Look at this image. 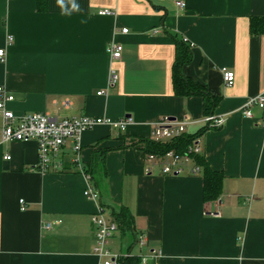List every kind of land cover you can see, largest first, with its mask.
<instances>
[{
    "label": "crops",
    "instance_id": "obj_1",
    "mask_svg": "<svg viewBox=\"0 0 264 264\" xmlns=\"http://www.w3.org/2000/svg\"><path fill=\"white\" fill-rule=\"evenodd\" d=\"M177 1L77 0L81 10L62 15L56 0L44 10L38 0H0V85L14 96L9 109L134 119L124 131L105 124L85 131L79 150L69 139L46 172L35 168V141H1L0 120V264H100L92 216L102 210L113 221L122 206L135 220L131 252L158 250L157 264H264V111L244 114L248 99L264 94V34H251L264 0ZM185 38L192 58L183 73L220 97L213 114L224 118L198 138L200 153L223 174L221 195L210 201L194 161L165 173L166 164L144 151L164 118L189 121L188 134L207 125L204 97L173 88L176 39ZM113 42L123 45L120 60L111 59ZM224 68L235 72L232 85ZM88 187L98 200L84 195ZM115 235L110 248L127 254L118 239L131 237Z\"/></svg>",
    "mask_w": 264,
    "mask_h": 264
},
{
    "label": "built area",
    "instance_id": "obj_2",
    "mask_svg": "<svg viewBox=\"0 0 264 264\" xmlns=\"http://www.w3.org/2000/svg\"><path fill=\"white\" fill-rule=\"evenodd\" d=\"M177 4L184 6L182 0H178ZM101 15H115L116 12L111 9H103L99 12ZM128 28H122L123 33H127ZM13 37L9 36L8 41L12 42ZM187 42V39H184ZM5 48H0V59L5 60ZM109 53L111 59L116 61L120 60L123 55V45L118 42H113L109 46ZM118 80V74L113 69L109 76V86L113 87ZM223 80L226 85H232L235 81V72L233 70L223 69ZM103 91L98 92V94ZM14 96L10 94L6 88L0 85V120H1V141H35L38 149V162L35 166L36 169L46 172L55 163L59 157L63 146L69 139L75 141L77 150L81 148L82 134L98 125H108L124 131L129 125L134 124V119L131 116H124L114 120L107 116H73L67 118H55L47 112H32L21 116H17L11 109L7 107L8 102L13 101ZM260 106L264 111V94H259L248 99L244 105V114L252 118L254 116L253 107ZM205 121L212 127L222 126L224 118L217 117L214 114L205 117ZM189 121H172L164 118L157 122L153 134L156 140H172L181 136L186 132V124ZM264 125V114L261 120ZM201 148L198 139H195L189 147L188 153L181 155L173 150L168 151L163 156H156L148 154L152 159H159L166 165L163 167L165 173H180L184 167L193 162L191 154L200 153ZM5 158H10L6 155ZM193 173L200 172V167L193 165ZM84 195L92 200L99 199V192L93 188L88 187L84 191ZM21 208L25 209L24 199L20 200ZM92 223L96 228V243L94 252L100 257V264H119L121 254L115 253L109 246L111 237L118 231V224L116 221H109L102 210L92 216ZM50 228V225L46 226ZM138 243L145 245L144 236L138 237ZM159 251L153 249L148 254L142 255V264H148L150 261H157L159 258Z\"/></svg>",
    "mask_w": 264,
    "mask_h": 264
},
{
    "label": "trees",
    "instance_id": "obj_3",
    "mask_svg": "<svg viewBox=\"0 0 264 264\" xmlns=\"http://www.w3.org/2000/svg\"><path fill=\"white\" fill-rule=\"evenodd\" d=\"M39 9H47L48 0H38ZM251 34H264V17L251 18ZM192 58V52L189 45L184 40L176 39V55L172 67V83L175 94L181 96L200 95L204 97V108L206 116L212 115L214 108L220 101V97L209 93L207 87L193 80L191 77L183 73V66ZM208 127L209 124L199 129L194 134L184 133L172 140H151L146 139L144 151L146 154H153L156 156H163L168 151L173 150L177 154L184 155L188 153L189 147L195 139H198ZM195 165L200 167L204 176V200L210 201L219 198L222 191L223 174L212 169L201 153L191 154ZM114 221L118 224V229L122 237H133L137 239L135 234V220L131 210L122 206L118 211L113 212ZM132 243L128 249L127 254H123L119 258V264H142V255L133 254L131 249ZM148 264H157L156 261H150Z\"/></svg>",
    "mask_w": 264,
    "mask_h": 264
},
{
    "label": "clouds",
    "instance_id": "obj_4",
    "mask_svg": "<svg viewBox=\"0 0 264 264\" xmlns=\"http://www.w3.org/2000/svg\"><path fill=\"white\" fill-rule=\"evenodd\" d=\"M56 5L61 10L62 15H71L72 12L81 10L77 0H56Z\"/></svg>",
    "mask_w": 264,
    "mask_h": 264
},
{
    "label": "rangeland",
    "instance_id": "obj_5",
    "mask_svg": "<svg viewBox=\"0 0 264 264\" xmlns=\"http://www.w3.org/2000/svg\"><path fill=\"white\" fill-rule=\"evenodd\" d=\"M115 236H116V235H115ZM115 236L111 237V239L114 238ZM111 239H110V240H111ZM118 240H119V243L123 246L124 250H127V247L130 246V245L132 244L134 238L131 237V238L127 239L128 241H127L125 238H124V239H121L122 241H121L120 239H118ZM137 249H138V246H137V244H135V245L133 246V250H134L135 252H137ZM113 251H116V247H115V246H114V250H113Z\"/></svg>",
    "mask_w": 264,
    "mask_h": 264
}]
</instances>
